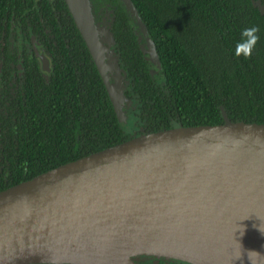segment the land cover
<instances>
[{
    "label": "trees",
    "instance_id": "obj_1",
    "mask_svg": "<svg viewBox=\"0 0 264 264\" xmlns=\"http://www.w3.org/2000/svg\"><path fill=\"white\" fill-rule=\"evenodd\" d=\"M255 1L131 0L160 64L153 72L122 2L89 0L92 15L107 4L112 16L134 135L224 117L264 123V13ZM251 26L259 40L251 57H237ZM34 43L50 55L48 74ZM131 136L65 1L0 0V190Z\"/></svg>",
    "mask_w": 264,
    "mask_h": 264
},
{
    "label": "water",
    "instance_id": "obj_2",
    "mask_svg": "<svg viewBox=\"0 0 264 264\" xmlns=\"http://www.w3.org/2000/svg\"><path fill=\"white\" fill-rule=\"evenodd\" d=\"M64 1L120 120L89 0ZM120 1L148 36L131 0ZM253 3L264 13V3ZM33 49L47 65L41 47ZM183 214L218 216V240L240 244L243 258L264 254V123L224 117L141 133L0 190V264H106L97 248L117 234ZM141 254L206 264L197 259L222 252L156 255L139 245L125 261Z\"/></svg>",
    "mask_w": 264,
    "mask_h": 264
},
{
    "label": "bare ground",
    "instance_id": "obj_3",
    "mask_svg": "<svg viewBox=\"0 0 264 264\" xmlns=\"http://www.w3.org/2000/svg\"><path fill=\"white\" fill-rule=\"evenodd\" d=\"M163 218H166V221L140 226L121 236L117 234L119 236L111 238L109 243L97 248V254L101 256L96 255V258L103 260L106 264H127L125 261L127 251L143 245L156 255H184L199 250L208 253L221 250V255L215 254V257L209 261L197 259L206 264H220L224 260L231 264L247 262L248 258L243 256L241 259H234L240 249L237 247L233 249L232 244L217 239V235L214 234L215 221L218 227L223 220L218 216L183 214L181 217L164 216ZM108 248L110 250H107ZM242 255H245L243 251Z\"/></svg>",
    "mask_w": 264,
    "mask_h": 264
},
{
    "label": "flooded vegetation",
    "instance_id": "obj_4",
    "mask_svg": "<svg viewBox=\"0 0 264 264\" xmlns=\"http://www.w3.org/2000/svg\"><path fill=\"white\" fill-rule=\"evenodd\" d=\"M92 9L93 8H90V10H92ZM96 9H98V10H94V13H93L95 22L99 26H101V27L104 26L105 28L108 29L109 28V23L111 22V19H112V16L110 14L109 9L107 8V4H105L104 6H101L99 8H96ZM134 34L137 36L136 39L138 41L139 48L141 49L142 53L145 55V57H146V59L148 61L149 69L151 71H153V72L157 71L159 69V67H160V64H159V61L157 59L154 47L152 46L151 42L147 38V35L144 32L142 33V31H137V29H135ZM143 34H145L146 37ZM112 43L113 42H112V37H111L110 38V47L112 49V54L114 55V53H113L114 50H113V44ZM39 46L41 47V50H42L43 54L45 53L46 56L49 58L48 64L45 65V66L43 64L40 65V63L38 62L37 56L34 54L33 46L31 47L32 56L34 57L35 61L37 62V66L39 67L40 71H43L45 74H48V72L51 70V68H49L50 67V63H51V58H50L49 53L47 52V49L46 48L44 49V46L41 45V44H39ZM150 49L154 50V55L153 56H151ZM43 61L44 60H42V58H41L40 62L44 63ZM116 65L118 67L117 58H116ZM19 68H20V64L17 65V69H19ZM119 72L122 75L121 69L118 67V73ZM19 75L20 74H18V76ZM12 81H14V78H12ZM126 100H128L130 102L128 104V106L133 105L132 111L135 114L136 106L129 99H126ZM125 105H127V104L124 103L123 106H125ZM138 130H139V127L132 128L131 131H129V134L133 136ZM130 258L136 264H192V263H189V262H178V261L175 262V261L168 260V259H160V258H156V257H154L152 255H147V254L136 255V256H132ZM41 264H47V263H41Z\"/></svg>",
    "mask_w": 264,
    "mask_h": 264
},
{
    "label": "rangeland",
    "instance_id": "obj_5",
    "mask_svg": "<svg viewBox=\"0 0 264 264\" xmlns=\"http://www.w3.org/2000/svg\"><path fill=\"white\" fill-rule=\"evenodd\" d=\"M133 19L138 24L137 25V31H142L141 26L139 25L137 19H135V18H133ZM94 24L99 29L98 35H99L100 43L106 45L105 49L103 47L102 49H100V51H102L104 57H106V59H104L105 63L103 66H104L106 76L108 77L107 79H108L109 83L112 86H114V88H112V91L116 97L115 101L118 103L117 109L119 110V113H120V122L123 126L126 127V129H128V131H131V129L133 127H136L135 125H136L137 119L133 115V111H132L133 105L128 106V104L130 102L124 98L123 90H122L123 89V77L120 74V72L118 73V69L114 68L116 66V63H115L116 57L112 54V49L110 47L111 35L108 34L109 33L108 29L104 28V26L101 27L96 22H94ZM142 33H143V31H142ZM143 35L146 37L145 34H143ZM110 61H111V63H109ZM115 90H117L118 93ZM124 103L127 105L123 106ZM132 256H136V255H132ZM132 256H130V257H132ZM181 262H185V261H181Z\"/></svg>",
    "mask_w": 264,
    "mask_h": 264
},
{
    "label": "clouds",
    "instance_id": "obj_6",
    "mask_svg": "<svg viewBox=\"0 0 264 264\" xmlns=\"http://www.w3.org/2000/svg\"><path fill=\"white\" fill-rule=\"evenodd\" d=\"M259 29L255 26L245 28L241 31V40L238 41L235 45L234 54L239 57L243 56L244 58H249L252 55V51L255 48L259 36L257 35ZM259 231L260 228H259ZM264 233V231H261ZM240 246V251L234 257L235 260L241 259L242 257V247ZM247 258L250 261V264H264V254L256 252L254 250H248L246 252Z\"/></svg>",
    "mask_w": 264,
    "mask_h": 264
}]
</instances>
